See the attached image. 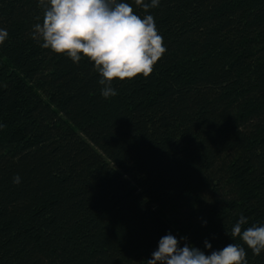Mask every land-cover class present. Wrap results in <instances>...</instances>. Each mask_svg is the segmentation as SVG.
<instances>
[{"label":"trees","instance_id":"trees-1","mask_svg":"<svg viewBox=\"0 0 264 264\" xmlns=\"http://www.w3.org/2000/svg\"><path fill=\"white\" fill-rule=\"evenodd\" d=\"M127 2L166 51L105 99L30 35L37 0H0V264H146L166 231L220 248L264 222V0Z\"/></svg>","mask_w":264,"mask_h":264},{"label":"clouds","instance_id":"clouds-1","mask_svg":"<svg viewBox=\"0 0 264 264\" xmlns=\"http://www.w3.org/2000/svg\"><path fill=\"white\" fill-rule=\"evenodd\" d=\"M133 2L144 10L159 5V0ZM37 4L43 14L31 26L30 35L41 48L64 54L74 63L82 56L91 61L99 74L97 82L102 85L100 95L105 99L117 95L111 86L114 78L131 79L138 74L148 77L166 51L153 15L147 11L139 15L127 0H37ZM7 37V29L0 28V44ZM20 180L18 174L12 178L13 183ZM226 233L242 243L228 242L212 248L211 242L204 239L203 249H211L206 253L191 242L181 243L187 241L186 236L177 237L166 231L146 258V264H247L244 245L253 255L264 250V222L249 225L248 217L241 213Z\"/></svg>","mask_w":264,"mask_h":264}]
</instances>
